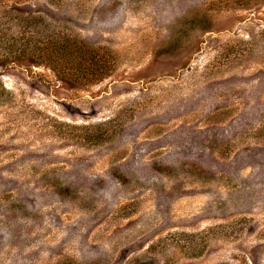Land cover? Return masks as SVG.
<instances>
[{
  "label": "rangeland",
  "instance_id": "obj_1",
  "mask_svg": "<svg viewBox=\"0 0 264 264\" xmlns=\"http://www.w3.org/2000/svg\"><path fill=\"white\" fill-rule=\"evenodd\" d=\"M0 83V264H264V0H0Z\"/></svg>",
  "mask_w": 264,
  "mask_h": 264
},
{
  "label": "trees",
  "instance_id": "obj_2",
  "mask_svg": "<svg viewBox=\"0 0 264 264\" xmlns=\"http://www.w3.org/2000/svg\"><path fill=\"white\" fill-rule=\"evenodd\" d=\"M58 58L49 61L53 72L67 83H95L109 75L107 57L96 50L90 49L77 40L66 38L59 44ZM7 94L6 89L0 83V97Z\"/></svg>",
  "mask_w": 264,
  "mask_h": 264
}]
</instances>
